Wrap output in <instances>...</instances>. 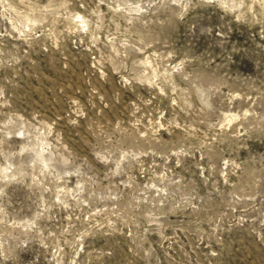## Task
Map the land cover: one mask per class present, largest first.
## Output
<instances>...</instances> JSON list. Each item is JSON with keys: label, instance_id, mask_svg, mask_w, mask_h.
<instances>
[{"label": "rangeland", "instance_id": "374dc122", "mask_svg": "<svg viewBox=\"0 0 264 264\" xmlns=\"http://www.w3.org/2000/svg\"><path fill=\"white\" fill-rule=\"evenodd\" d=\"M0 264H264V0H0Z\"/></svg>", "mask_w": 264, "mask_h": 264}]
</instances>
